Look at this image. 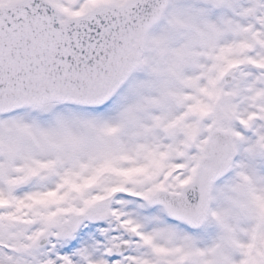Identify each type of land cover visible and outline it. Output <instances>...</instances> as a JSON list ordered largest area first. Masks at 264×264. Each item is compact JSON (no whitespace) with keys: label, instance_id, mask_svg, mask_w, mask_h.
Masks as SVG:
<instances>
[{"label":"snow or ice","instance_id":"1","mask_svg":"<svg viewBox=\"0 0 264 264\" xmlns=\"http://www.w3.org/2000/svg\"><path fill=\"white\" fill-rule=\"evenodd\" d=\"M0 264H264V0H0Z\"/></svg>","mask_w":264,"mask_h":264}]
</instances>
